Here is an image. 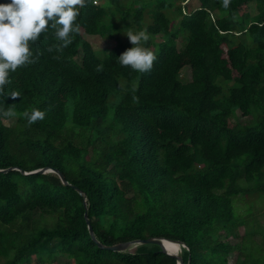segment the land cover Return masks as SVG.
Masks as SVG:
<instances>
[{
	"label": "trees",
	"instance_id": "16d2710c",
	"mask_svg": "<svg viewBox=\"0 0 264 264\" xmlns=\"http://www.w3.org/2000/svg\"><path fill=\"white\" fill-rule=\"evenodd\" d=\"M188 1L87 0L68 47L49 27L30 45L36 62L9 73L0 264H177L156 243L99 247L84 211L104 244L160 236L185 244L184 264H264L262 230L260 243L254 227L235 241L247 219L233 206L264 196V0ZM143 29L157 57L146 73L118 60L133 47L125 34ZM88 36L113 43L99 55ZM34 109L45 118L29 125ZM41 167L67 183L17 169Z\"/></svg>",
	"mask_w": 264,
	"mask_h": 264
},
{
	"label": "clouds",
	"instance_id": "9594fccd",
	"mask_svg": "<svg viewBox=\"0 0 264 264\" xmlns=\"http://www.w3.org/2000/svg\"><path fill=\"white\" fill-rule=\"evenodd\" d=\"M222 4L227 9L231 0H222ZM86 6L87 0H10V3L0 4V94L10 82V72L36 62L38 54L33 58L30 45L37 42L49 27L55 30V38L61 42L57 51L72 43L71 34L80 32L76 23L80 9ZM125 35L133 47L118 57L119 63L140 73L149 72L157 59L155 53L144 46L151 39L150 34L143 29L135 33L129 30ZM102 69V65L97 67V71ZM18 95L12 93L13 98ZM4 114L16 116L11 109ZM24 115L29 125L45 118V112L38 109Z\"/></svg>",
	"mask_w": 264,
	"mask_h": 264
},
{
	"label": "rangeland",
	"instance_id": "374dc122",
	"mask_svg": "<svg viewBox=\"0 0 264 264\" xmlns=\"http://www.w3.org/2000/svg\"><path fill=\"white\" fill-rule=\"evenodd\" d=\"M103 0H95V3H99ZM189 7H194L198 5L199 0H189ZM104 3V2H102ZM253 8V5H250ZM148 20V19H146ZM88 39L92 43L93 48L101 55L104 49L113 43L112 39H104L97 36H88ZM178 46H181V41L178 40ZM180 76L183 79L188 80L190 78V70L188 66H184L181 69ZM7 123L8 120L4 119ZM234 211L238 214L245 216L247 221L246 224L240 225L236 228L238 235L235 241L242 238L245 228L254 227L257 231L252 235V239L255 243H260L262 241V231L264 234V196H259L256 191L248 193L246 195L239 194L234 197L233 201ZM260 230H262L260 232ZM3 261L0 259V263ZM232 263V260L230 259ZM64 258L59 260H53L52 264H63Z\"/></svg>",
	"mask_w": 264,
	"mask_h": 264
},
{
	"label": "water",
	"instance_id": "95a60500",
	"mask_svg": "<svg viewBox=\"0 0 264 264\" xmlns=\"http://www.w3.org/2000/svg\"><path fill=\"white\" fill-rule=\"evenodd\" d=\"M12 167H8L6 169L3 170H8L11 169ZM20 170V172L22 173H31V172H44V171H53L56 172L60 179L62 180L63 183H67L66 179L63 177V175L60 173V171H58L57 169L51 168V167H41V168H37L31 171H24L21 168H17ZM71 186L75 189H77L80 193L81 190H79L75 185L71 184ZM85 203V201H84ZM84 217L86 220V224H87V228L88 231L90 233V237L92 238V240L94 242L97 243V245L99 247H103V248H107V249H112V250H117V251H125V250H130L133 247H135L138 244H143V243H156L160 246V250L167 252L168 254L174 255L177 258V264H184L183 259L181 257V255L179 253H173V252H169L165 249L164 247V241H170V242H175L178 244L179 248H181V246L185 247V244L179 240H172V239H168L165 237H160V236H149V237H145V238H140V239H132V240H126V241H121V242H117V243H113V244H104L102 242H100L93 231L92 225L90 223V220L88 218V214L87 211H84Z\"/></svg>",
	"mask_w": 264,
	"mask_h": 264
},
{
	"label": "bare ground",
	"instance_id": "6f19581e",
	"mask_svg": "<svg viewBox=\"0 0 264 264\" xmlns=\"http://www.w3.org/2000/svg\"><path fill=\"white\" fill-rule=\"evenodd\" d=\"M164 247L167 251L173 252V253H179L180 248L177 243L175 242H170V241H164Z\"/></svg>",
	"mask_w": 264,
	"mask_h": 264
},
{
	"label": "built area",
	"instance_id": "2783aa9c",
	"mask_svg": "<svg viewBox=\"0 0 264 264\" xmlns=\"http://www.w3.org/2000/svg\"><path fill=\"white\" fill-rule=\"evenodd\" d=\"M94 2H95V0H94Z\"/></svg>",
	"mask_w": 264,
	"mask_h": 264
}]
</instances>
